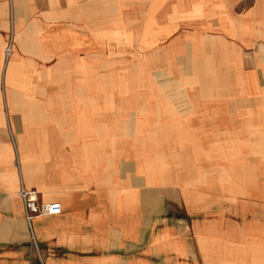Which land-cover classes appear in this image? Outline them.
Returning <instances> with one entry per match:
<instances>
[{"label": "crops", "instance_id": "obj_1", "mask_svg": "<svg viewBox=\"0 0 264 264\" xmlns=\"http://www.w3.org/2000/svg\"><path fill=\"white\" fill-rule=\"evenodd\" d=\"M0 264H264V0H0Z\"/></svg>", "mask_w": 264, "mask_h": 264}, {"label": "built area", "instance_id": "obj_2", "mask_svg": "<svg viewBox=\"0 0 264 264\" xmlns=\"http://www.w3.org/2000/svg\"><path fill=\"white\" fill-rule=\"evenodd\" d=\"M13 33H11L4 49L5 62L11 57L13 53ZM22 202L24 211V220L30 234V241L35 246L34 235L32 232V222L39 217H51L61 214V207L57 203L53 204H39L35 199V194L26 190L23 186L20 187L18 195Z\"/></svg>", "mask_w": 264, "mask_h": 264}, {"label": "rangeland", "instance_id": "obj_3", "mask_svg": "<svg viewBox=\"0 0 264 264\" xmlns=\"http://www.w3.org/2000/svg\"><path fill=\"white\" fill-rule=\"evenodd\" d=\"M139 57H140L139 59H142V58H143V55H142V54H140V55H139Z\"/></svg>", "mask_w": 264, "mask_h": 264}]
</instances>
